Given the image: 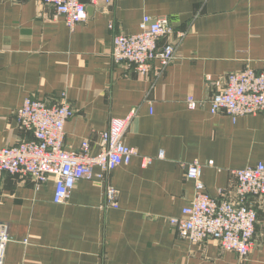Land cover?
I'll list each match as a JSON object with an SVG mask.
<instances>
[{
    "label": "crops",
    "instance_id": "crops-1",
    "mask_svg": "<svg viewBox=\"0 0 264 264\" xmlns=\"http://www.w3.org/2000/svg\"><path fill=\"white\" fill-rule=\"evenodd\" d=\"M144 16L167 18L183 33L160 42L176 51L157 76L141 77L111 58L112 37L138 33ZM247 68L264 71V0L99 2L73 30L39 0H0V148L32 140L14 117L26 98L52 105L66 91L74 115L65 123V149L87 141L96 154L110 120L130 117L123 142L137 152L109 174L117 209L104 206L98 181H78L54 204L52 179L37 188L2 175L3 264H264V199L252 201L255 246L245 259L214 241L190 244L169 223L193 195L184 164L203 165L211 197L232 190L234 171L264 164L263 116L232 121L210 113L224 78ZM188 98L196 109H188Z\"/></svg>",
    "mask_w": 264,
    "mask_h": 264
},
{
    "label": "built area",
    "instance_id": "built-area-1",
    "mask_svg": "<svg viewBox=\"0 0 264 264\" xmlns=\"http://www.w3.org/2000/svg\"><path fill=\"white\" fill-rule=\"evenodd\" d=\"M53 8L56 16L64 19L66 26H75L87 20V6L110 4L113 0H39ZM173 36L177 40L183 33L174 30L167 18L153 19L144 16L136 34H116L112 37L111 58L116 64H126L136 74L145 77L164 72L175 58V47L162 40ZM61 93L57 102L26 98L15 113L17 127L32 133L30 141L0 148V177L4 174L20 179H31L37 188L50 179L54 182V204L64 203L75 184L80 180L98 181L104 185L103 203L106 208H118V191L108 184L109 174L119 166H126L137 155L135 149L123 142L130 121L112 118L107 130L99 133V152L90 150L87 141L76 150L65 149V123L74 115L66 97ZM190 110L197 101H186ZM210 113H223L232 121L239 117L261 115L264 117V71L257 73L247 68L228 74L223 87L209 101ZM159 158L163 154L158 155ZM144 163L151 162L144 158ZM208 162L207 166H212ZM185 180L193 184V195L183 208L181 216L170 219L178 236L190 244L214 241L226 252L239 258L249 256L255 246L257 223L253 200L264 199V164L258 163L233 172L236 184L232 190H219L217 197L205 191L201 180L203 165L191 162L183 165ZM9 237L0 225V264L4 263Z\"/></svg>",
    "mask_w": 264,
    "mask_h": 264
}]
</instances>
